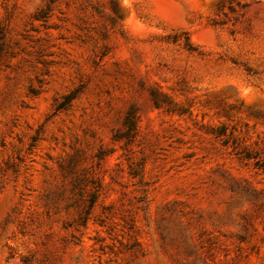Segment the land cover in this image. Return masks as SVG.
Masks as SVG:
<instances>
[{"label":"rangeland","instance_id":"obj_1","mask_svg":"<svg viewBox=\"0 0 264 264\" xmlns=\"http://www.w3.org/2000/svg\"><path fill=\"white\" fill-rule=\"evenodd\" d=\"M0 264H264V0H0Z\"/></svg>","mask_w":264,"mask_h":264},{"label":"trees","instance_id":"obj_2","mask_svg":"<svg viewBox=\"0 0 264 264\" xmlns=\"http://www.w3.org/2000/svg\"><path fill=\"white\" fill-rule=\"evenodd\" d=\"M176 39H177V38H176ZM176 39H175V40H176Z\"/></svg>","mask_w":264,"mask_h":264}]
</instances>
